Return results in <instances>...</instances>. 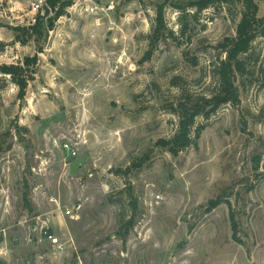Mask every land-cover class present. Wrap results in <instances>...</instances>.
I'll return each instance as SVG.
<instances>
[{
	"label": "rangeland",
	"instance_id": "374dc122",
	"mask_svg": "<svg viewBox=\"0 0 264 264\" xmlns=\"http://www.w3.org/2000/svg\"><path fill=\"white\" fill-rule=\"evenodd\" d=\"M195 1L71 0L52 29L31 30L45 22L36 0H0V64L41 48L24 99L0 73V264H264L260 29L235 75L239 101L198 115L205 128L177 155L157 144L174 134L177 104L213 90L244 10Z\"/></svg>",
	"mask_w": 264,
	"mask_h": 264
},
{
	"label": "trees",
	"instance_id": "16d2710c",
	"mask_svg": "<svg viewBox=\"0 0 264 264\" xmlns=\"http://www.w3.org/2000/svg\"><path fill=\"white\" fill-rule=\"evenodd\" d=\"M214 0H198L191 5L198 10H202L210 5ZM257 1L264 0H242L243 13L240 21L236 26V35L232 38H226L219 47L226 53L221 58H216V64L213 68V77L216 79V84L211 92L201 96L200 101L195 102L192 105H188L186 102L177 104L174 111L177 113V128L174 134L168 139H159L157 144L167 148L172 155H177L185 148L195 145L197 139L200 137L202 130L205 128L203 124L196 125V117L203 115L208 117L212 114L220 105L232 103L235 104L239 101V93L235 84L236 73L244 71L245 60L241 59V56L247 53L252 45L256 32L259 31L261 35H264V16L257 17L258 5ZM46 5L50 8V11L54 13L53 17H47L45 22L42 18H37L35 25L30 29L35 28L42 29L44 23L47 29H52L55 18L65 13L66 7L71 4V0H45ZM165 28L164 16L162 12V6L157 9L156 15V27L155 32L161 31ZM17 29V28H16ZM23 42H26L25 40ZM3 48V44L0 42V50ZM39 50L31 56H25L21 63L17 64H0V73L8 75L10 80L18 87V98L24 99L29 80L34 77V67L39 60ZM130 169V168H129ZM212 205H217V201L212 202ZM131 206L134 209L136 204L131 202ZM231 219L234 225V215L231 211ZM133 224V218L130 217L126 222V230H128Z\"/></svg>",
	"mask_w": 264,
	"mask_h": 264
},
{
	"label": "built area",
	"instance_id": "2783aa9c",
	"mask_svg": "<svg viewBox=\"0 0 264 264\" xmlns=\"http://www.w3.org/2000/svg\"><path fill=\"white\" fill-rule=\"evenodd\" d=\"M45 0H36L32 4L33 11H41L42 15L44 13V5H45ZM90 11L92 13H98V12H108L114 9V2L110 1L108 4H98V3H92L90 6ZM36 19H33V22H35ZM64 148L68 151L71 152V154H75V150L71 148L69 143H65ZM67 213L70 214V211H67ZM42 238L44 240H47L50 246L56 251V252H61L65 248V243L60 239L58 235L55 233L51 232L48 228L43 229L42 231ZM6 254V251L4 250V247L0 245V254Z\"/></svg>",
	"mask_w": 264,
	"mask_h": 264
},
{
	"label": "water",
	"instance_id": "95a60500",
	"mask_svg": "<svg viewBox=\"0 0 264 264\" xmlns=\"http://www.w3.org/2000/svg\"><path fill=\"white\" fill-rule=\"evenodd\" d=\"M50 13V8L45 4L44 5V13H43V19L45 20L47 18V16Z\"/></svg>",
	"mask_w": 264,
	"mask_h": 264
}]
</instances>
